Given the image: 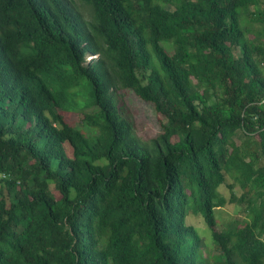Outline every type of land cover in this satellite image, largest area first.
<instances>
[{"label":"trees","instance_id":"trees-1","mask_svg":"<svg viewBox=\"0 0 264 264\" xmlns=\"http://www.w3.org/2000/svg\"><path fill=\"white\" fill-rule=\"evenodd\" d=\"M77 1L0 0V264H264V0Z\"/></svg>","mask_w":264,"mask_h":264},{"label":"rangeland","instance_id":"rangeland-1","mask_svg":"<svg viewBox=\"0 0 264 264\" xmlns=\"http://www.w3.org/2000/svg\"><path fill=\"white\" fill-rule=\"evenodd\" d=\"M73 3L74 8L79 11L84 20L88 21V11L85 7L81 6L77 0H71ZM171 53V52H170ZM91 59H96L95 56H87L86 61ZM262 68L261 65H259ZM117 99L119 101V105L123 107L125 111L124 115L133 125V131L137 138L141 141H149L150 139L154 138L158 133V128L155 123V118L153 116L152 111L150 108L137 100V98L129 91L125 90H118L116 92ZM77 126H80L76 123ZM84 133H90L87 128L80 126L79 127ZM234 142L239 146L245 140L243 136L238 132L234 137ZM220 194L225 196V198H229V191L224 187H220ZM234 193L237 197L240 196L241 190L239 188L234 189ZM244 204L239 205L236 203L233 204H226L222 208H218L215 213V218L218 221V227L224 228L229 226L231 223L240 222L242 219L245 218V213L242 211ZM187 224L192 225L196 228L199 235L202 237V250L204 255L207 257L206 247L204 244L211 245L210 243V235L209 229L206 227L203 219L200 216L188 215L187 216ZM208 231V232H207ZM212 249L210 246H208ZM214 251V250H212Z\"/></svg>","mask_w":264,"mask_h":264},{"label":"built area","instance_id":"built-area-1","mask_svg":"<svg viewBox=\"0 0 264 264\" xmlns=\"http://www.w3.org/2000/svg\"><path fill=\"white\" fill-rule=\"evenodd\" d=\"M8 175L4 172H0V181L5 179Z\"/></svg>","mask_w":264,"mask_h":264}]
</instances>
